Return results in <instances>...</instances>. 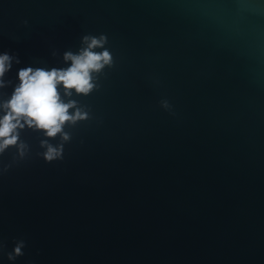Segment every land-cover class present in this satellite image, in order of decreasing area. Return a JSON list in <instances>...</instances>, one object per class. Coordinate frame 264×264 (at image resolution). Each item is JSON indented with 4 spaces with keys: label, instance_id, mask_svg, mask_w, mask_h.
Here are the masks:
<instances>
[{
    "label": "water",
    "instance_id": "95a60500",
    "mask_svg": "<svg viewBox=\"0 0 264 264\" xmlns=\"http://www.w3.org/2000/svg\"><path fill=\"white\" fill-rule=\"evenodd\" d=\"M101 32L93 118L51 163L26 129L0 175V237L27 244L0 264H264V0H0L6 79Z\"/></svg>",
    "mask_w": 264,
    "mask_h": 264
},
{
    "label": "clouds",
    "instance_id": "9594fccd",
    "mask_svg": "<svg viewBox=\"0 0 264 264\" xmlns=\"http://www.w3.org/2000/svg\"><path fill=\"white\" fill-rule=\"evenodd\" d=\"M25 26L28 21L22 22ZM106 33H87L81 36L77 51L62 53L64 66L22 67L17 79L6 75L20 59L7 51L0 53V156L14 149L11 160H0V175L14 165L30 158L31 146L21 138L26 129L39 133V148L35 155L47 163L64 159L65 145L72 141V132L82 121L92 119L90 105L82 104L74 96H89L101 89V78H106V69L115 67L116 59L107 46ZM52 55H58L53 51ZM11 88L10 93L4 90ZM160 106L175 115L168 99H161ZM57 141L52 143V141ZM27 246L23 238H14L13 248L6 251L7 244L0 237V255L9 261L24 256Z\"/></svg>",
    "mask_w": 264,
    "mask_h": 264
}]
</instances>
